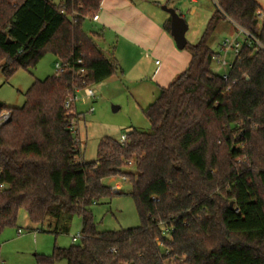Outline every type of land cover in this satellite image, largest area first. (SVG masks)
I'll use <instances>...</instances> for the list:
<instances>
[{
  "label": "trees",
  "instance_id": "trees-1",
  "mask_svg": "<svg viewBox=\"0 0 264 264\" xmlns=\"http://www.w3.org/2000/svg\"><path fill=\"white\" fill-rule=\"evenodd\" d=\"M104 0H0V70L9 79L46 52L67 71L36 80L0 128V235L24 211L37 231L81 238L40 262L55 264H264V16L256 0H214L216 12L190 45L185 72L143 110L150 131L132 128L121 144L100 140L83 158L74 108L66 100L122 68L84 23ZM93 21V20H92ZM222 21L246 31L224 76L210 39ZM171 18L165 28L171 32ZM189 45L187 44L186 47ZM81 61V62H79ZM81 69L85 70L80 74ZM6 109L4 105L0 110ZM135 164L136 171H126ZM132 184L138 227L98 232L92 207L115 194L104 180ZM121 194V193H120ZM232 204V205H231Z\"/></svg>",
  "mask_w": 264,
  "mask_h": 264
},
{
  "label": "rangeland",
  "instance_id": "rangeland-1",
  "mask_svg": "<svg viewBox=\"0 0 264 264\" xmlns=\"http://www.w3.org/2000/svg\"><path fill=\"white\" fill-rule=\"evenodd\" d=\"M52 1L55 4H60L63 0ZM128 1L132 3V7L139 14H145V17L151 19L168 17L169 14L163 10V7L175 8L179 14L183 15L188 25L186 38L189 46L180 50L173 41L175 51L170 57V54L163 56L153 51L154 47L140 46L139 44L140 51L136 53L135 57H139L141 60V67L138 69L144 68L147 73L142 82H146L148 86L149 82L157 75L160 64L164 65V62L168 60L175 62L177 55L191 56L190 45H195L200 41L209 20L216 12L214 0ZM256 1L261 5V15L264 16V0ZM103 8L104 5L101 4L100 14L103 12ZM262 19L260 17V21ZM84 30L89 34L101 31L103 37L97 40L99 47L108 58L111 57L114 49V56L124 70L123 73L118 72L108 80L91 86L95 91V97H88L84 90L80 91L79 99L75 103L76 112L80 114L76 121V128L82 144L83 158L86 161H92L97 159L98 144L104 137L120 140L122 135H126L134 127L150 131L151 125L144 115L142 104H140L142 102H139L145 87L142 85V88L137 92L132 86L133 73L136 72V68L131 66L132 56L127 57L129 43L126 41L128 38L125 33L104 25L102 21L94 22L90 19L85 21ZM225 39L237 40L243 45L248 38L230 22L219 23L210 39V46L213 51L219 53L221 58L228 57L230 65L235 57L233 51L226 53L221 49ZM152 40L149 38L145 40V43ZM57 62L59 60L53 53L46 52L35 68L18 69L9 79H6L0 70V102L6 109L22 107L25 103V93L36 80H45L57 73ZM229 65L224 66L213 60L211 69L216 74L224 76L230 69ZM113 107L119 109L115 112ZM125 170L135 172L136 166L130 164L126 166ZM104 183L113 189L116 184H120L119 187L122 190L121 194L103 199L92 207L96 230L104 232L138 227L141 220L134 200L128 195L132 190L131 182L128 179L124 180L123 176H114L106 178ZM81 223V217L76 215L71 223L70 232L55 236L52 233L37 231V227L30 223L26 213L21 211L17 226L6 228L0 235V264H47L40 262V259L50 256L55 247L68 248L74 244L73 237L80 233ZM19 229L22 231L21 234ZM55 264H67V262L60 260Z\"/></svg>",
  "mask_w": 264,
  "mask_h": 264
},
{
  "label": "crops",
  "instance_id": "crops-1",
  "mask_svg": "<svg viewBox=\"0 0 264 264\" xmlns=\"http://www.w3.org/2000/svg\"><path fill=\"white\" fill-rule=\"evenodd\" d=\"M101 4L104 5V8L103 12L98 14L99 20L97 22L102 21L106 26L117 29V31L121 30V32H124L125 36L128 38V40H126L129 43L127 57L130 58L132 56L131 66L132 68H136V72L133 73L134 79H132V86L135 90H137V92H139L138 89L140 90L142 85H144V94L141 96L139 101L142 102L140 104H142L141 106L144 110L155 101L162 88L168 87L180 74L186 71L190 64L191 56L187 57L186 55H177L176 59V56L174 57L175 62L168 60L164 62V65L160 64L158 66L159 71L157 75H155L154 79L149 82L150 84L148 86L146 82H142V79L146 78L145 74L147 73H145L144 68L138 69V67H141V60L139 57H135V55L140 51L138 47L139 44L140 46L154 47L153 51H156L163 56L170 54V57L174 54V39L171 33H169L165 28L170 16H163L162 18L160 17V19L147 18L145 17V14H139V12L132 7V3L128 0H104ZM181 16L183 17V15ZM149 38L153 40L149 43H145V40ZM215 53L219 56L218 52ZM225 58L228 62V57ZM233 61H231L230 65L228 63L229 68ZM156 63H158V61H156ZM123 71L124 70H122V73ZM74 110L76 111V106L74 107ZM116 186H120V184H116L115 187ZM121 190L122 188H120L117 193H120ZM78 235H80V233Z\"/></svg>",
  "mask_w": 264,
  "mask_h": 264
},
{
  "label": "built area",
  "instance_id": "built-area-1",
  "mask_svg": "<svg viewBox=\"0 0 264 264\" xmlns=\"http://www.w3.org/2000/svg\"><path fill=\"white\" fill-rule=\"evenodd\" d=\"M261 18H263L262 15H261ZM92 20L94 22H97L99 20V15H95L92 18ZM239 30H240V32L244 33L247 36L248 40L251 38V36L246 31H244L241 28H239ZM241 47H242V44L239 43L237 40L230 41L228 39H225L223 44H222L221 49L223 51H225L226 53L233 51V54L236 57L239 54ZM213 60H215L218 64H222L224 66L228 65V62H227L225 57L221 58V57L216 55L213 57ZM79 62H81V61H79ZM56 67H57V73L58 74H62L68 70L66 66L61 65V63H59V62L56 64ZM79 73L84 74L85 70L81 69L79 71ZM224 79L228 80L227 74L224 75ZM84 92L88 97H95V91L90 86H87L84 89ZM79 93H80V91L76 90L75 93L73 95H71L66 100V102H65V108L66 109L70 110V109L75 107V103L79 99ZM10 117H11V112L9 110H7V109L0 110V128L3 127L10 120ZM77 137H78V132H77ZM77 139L80 140L79 138H77ZM126 139H127L126 135H122V137L119 141L121 144H124L126 142ZM124 180H126L125 177H124ZM114 189L116 192H118L120 190V187L116 186V187H114ZM21 232L22 231L19 230V233H21ZM80 238H81V235H78V236L74 237L73 240H74V242H77L78 239H80Z\"/></svg>",
  "mask_w": 264,
  "mask_h": 264
},
{
  "label": "water",
  "instance_id": "water-1",
  "mask_svg": "<svg viewBox=\"0 0 264 264\" xmlns=\"http://www.w3.org/2000/svg\"><path fill=\"white\" fill-rule=\"evenodd\" d=\"M163 10L167 12L171 18V35L175 41V44L178 49L183 50L186 48L188 41L186 38V33L188 31V25L182 17L178 10L175 8H168V7H163ZM3 104L0 102V107ZM113 110L116 112L118 110V107H113ZM232 205V204H231Z\"/></svg>",
  "mask_w": 264,
  "mask_h": 264
}]
</instances>
